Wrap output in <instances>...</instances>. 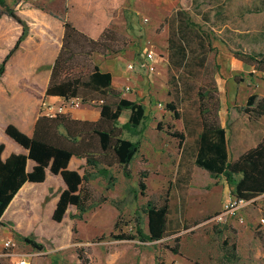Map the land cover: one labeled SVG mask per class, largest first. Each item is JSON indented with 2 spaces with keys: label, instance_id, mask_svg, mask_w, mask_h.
<instances>
[{
  "label": "rangeland",
  "instance_id": "obj_1",
  "mask_svg": "<svg viewBox=\"0 0 264 264\" xmlns=\"http://www.w3.org/2000/svg\"><path fill=\"white\" fill-rule=\"evenodd\" d=\"M7 1L33 7L44 2ZM142 11L147 20L144 16L138 19L141 32L135 44L129 46L131 36L120 34L126 43L125 67L129 62L136 66V73L126 82L131 91L124 93L143 105L146 115L138 135H122L140 142L139 153L128 166L131 177H124L118 166L110 168L113 182L94 174L88 184L94 207L81 220L73 218L75 208H68L60 223L53 222L51 215L63 186L58 185L56 191L52 185L47 192L36 187L38 201L27 205L24 212H15L12 219L5 218L0 227V264H15L20 253L29 254L30 264H81L79 249L89 264H264V224L260 222L264 197L245 205L239 217L217 223L213 217L232 199L227 197L228 186L223 177H210L195 165L201 109L206 107L209 119L215 118L217 99L218 122L226 128L233 158L264 135V117L255 120L244 112L249 96L264 95L262 75L235 57L236 52H264V0H160L156 6L143 5ZM170 36L176 44L182 41L185 45L189 54L186 64H181L176 48H170ZM149 52L155 54L153 61L146 59ZM198 93L206 97L202 99ZM169 104L175 107L179 120L168 109ZM65 111L71 115L85 111V119L92 120L100 105L96 101L82 103ZM128 116L129 111L123 112L120 124ZM177 133L184 136L182 141L174 136ZM74 167L83 173L85 164ZM143 171L148 173L144 194L138 185ZM102 198L107 200L98 204ZM148 201L168 205L165 238L144 243L112 238L121 231L133 233L137 216L147 232L148 220L142 208ZM24 238L41 248L32 247ZM7 239L15 243L13 248L3 247ZM224 242L227 248L235 245V262L223 258Z\"/></svg>",
  "mask_w": 264,
  "mask_h": 264
},
{
  "label": "trees",
  "instance_id": "obj_2",
  "mask_svg": "<svg viewBox=\"0 0 264 264\" xmlns=\"http://www.w3.org/2000/svg\"><path fill=\"white\" fill-rule=\"evenodd\" d=\"M14 5L15 3L10 4L7 0H0V18L6 15L18 20ZM63 28L61 48L51 67L45 96L60 97L64 101L80 99L82 103L96 101L100 105V116L96 121H87L75 119L69 113H60L54 117L41 115L35 122L32 136L25 135L13 125L6 127V135L26 150V153L11 154L3 160L1 154L4 145L0 144V227L4 226L2 215L22 186L27 182L43 183L47 170L53 175L61 176L66 186L59 195L51 220L55 223L62 222L70 206L77 212L73 218L81 220L83 214L94 207L91 203L92 193L88 188L94 174L113 182L110 168L118 166L122 168L124 177L130 178L128 166L140 150V142L131 141L122 135L124 132L132 136L139 134L146 117L144 106L137 101L123 98L121 92L112 88L111 74L102 72L93 62L95 54L103 57L118 54L126 43L111 29L103 31L95 40L68 22L64 23ZM25 35L24 29L1 61L0 76ZM182 35L185 36L183 32ZM169 44L170 48H176L181 64H186L189 54L183 42L176 44L170 36ZM235 57L247 68L260 73L264 81V52H236ZM198 94L202 99L206 97L204 93ZM109 97L115 100L109 102ZM246 104L244 112L250 118L257 120L264 116V96L258 98L251 95ZM215 106L216 115L211 120L208 117L210 111L206 107L201 109L202 128L197 141L195 165L205 170L210 177H223L230 189L231 198L252 200L264 194V137L238 158H230L226 128L221 127L217 118L220 107L218 99ZM168 109L179 120L175 107L169 104ZM125 111H129V116L125 123L120 124L119 118ZM174 136L180 141L184 139L181 133ZM72 157L84 160L83 173L68 168ZM29 161L33 162L30 170L27 168ZM147 175L146 171L139 175L138 185L142 194L146 189L144 179ZM106 200L102 198L98 204ZM142 212L147 216V232L141 227V219L137 216L133 233L121 231L112 234V238L118 241L138 240L143 243L157 242L165 238L169 214L167 203L156 206L148 201ZM118 225L119 218L114 224L115 230ZM72 230L75 232L74 227ZM24 240L34 248H41L28 238ZM222 248L225 261L231 263L237 260L235 245L227 248V242H224ZM172 252L177 254L175 248ZM77 256L81 264H89L82 249L77 251Z\"/></svg>",
  "mask_w": 264,
  "mask_h": 264
},
{
  "label": "crops",
  "instance_id": "obj_3",
  "mask_svg": "<svg viewBox=\"0 0 264 264\" xmlns=\"http://www.w3.org/2000/svg\"><path fill=\"white\" fill-rule=\"evenodd\" d=\"M159 1L44 0L40 7H33L30 3L23 4L18 2L13 8L18 20L21 22L10 17L6 19H3L4 17L0 18V63L15 45L23 30L25 29L26 31L19 48L10 57L6 63L4 73L0 76V144L4 145V150L1 154L3 160L7 159L11 154L26 153V150L6 135L5 129L8 125L15 126L27 136H32L37 118L43 115L41 103L45 101L49 105L60 106L64 102L60 97L45 96L51 67L61 48L64 23L72 24L79 31L95 40L100 37L103 31L111 29L119 35L131 36L132 43L129 46H133L138 34L141 32L138 19L144 16V20H147L145 13L142 11L143 5L144 7L148 5L156 6ZM126 53L127 50L123 49L118 54L106 57L95 55L94 63L98 65L102 72L111 74L112 88L114 90L121 92L123 98L136 101V99L128 97L124 91H121L123 90L122 86L126 85L127 66L125 67L124 63ZM135 73L136 66L131 78ZM123 80L125 85H123ZM63 113H68V111ZM78 114L70 115L79 120L96 121L100 116V111L95 113V118L92 120L85 119L87 118L85 115H88L85 111ZM220 124L221 127L225 128L222 121ZM226 139L228 141L227 133ZM250 148L252 147L248 149ZM228 153L232 159H236L242 154L233 158L229 145ZM80 164H85L84 160L72 157L68 168L79 171L74 166H80ZM32 166L33 162L29 161L28 170ZM60 184L64 190L66 186L61 176L53 175L49 170L46 171V179L43 183H25L10 202L1 217V221L4 223V219H7V217L12 219L15 212H24L27 209V205L38 201V194L35 195L34 193L36 187H43L45 192H47L53 189L52 185H55L56 191H58V185ZM227 188L229 189V187ZM45 192L43 193L46 194ZM227 197L231 198L230 189ZM260 197H264V194L256 196L252 200ZM58 198L53 202V210ZM69 208L73 207L70 206Z\"/></svg>",
  "mask_w": 264,
  "mask_h": 264
},
{
  "label": "built area",
  "instance_id": "obj_4",
  "mask_svg": "<svg viewBox=\"0 0 264 264\" xmlns=\"http://www.w3.org/2000/svg\"><path fill=\"white\" fill-rule=\"evenodd\" d=\"M155 54L153 52H149L146 55V59L149 61H153L155 59ZM127 75L125 77V82H130L131 75L135 71V66L133 63H129L126 67ZM131 91V86L126 85L124 87V92ZM82 104L80 99H71L68 101H64L60 106L49 105L45 101L41 103V112L43 115L47 117H54L57 114L63 113L65 109L68 108H76ZM253 200L244 201L243 199L232 198L228 200V202L224 205L222 211L216 214L213 217V220L217 223H226L231 218H237L239 211L247 204L252 202ZM240 222L242 219L240 218ZM261 224H264V218L260 219ZM15 246V243L11 239H7L3 243V247L5 249H11ZM15 264H30L29 254L20 253L16 255V263Z\"/></svg>",
  "mask_w": 264,
  "mask_h": 264
}]
</instances>
